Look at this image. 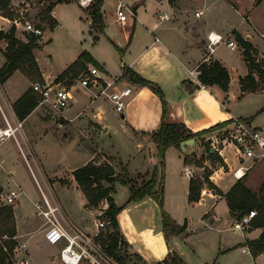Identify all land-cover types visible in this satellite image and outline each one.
Segmentation results:
<instances>
[{
	"label": "crops",
	"instance_id": "crops-1",
	"mask_svg": "<svg viewBox=\"0 0 264 264\" xmlns=\"http://www.w3.org/2000/svg\"><path fill=\"white\" fill-rule=\"evenodd\" d=\"M19 1L12 0L13 4ZM26 1L31 3L30 0ZM217 1L177 0L175 3H171L169 0H131L129 3H125L123 0H119L117 6L121 2L124 3L135 12V16L130 15L129 19L131 22L128 19L124 24L118 20L115 11L116 17L113 21L117 25H113L114 23L109 19L112 14L110 15V12L105 8V0L103 13L106 26L103 32L94 27L87 8L80 1L57 4L53 8L52 15L57 19L58 24L54 29L45 28L46 34L40 40L43 45L34 50L44 80L53 83L84 51H88L96 60L97 66L107 74L122 75L121 84L131 86L133 93L124 112L119 113L108 99L103 97L95 98L93 93L89 89L82 87L79 82L67 85L64 83L65 78L59 79L60 82H63L62 86H72L70 89L73 99L70 106L60 117L46 115L42 107L38 105L22 120L24 122L22 136L29 149L33 152V143L37 136L31 130V127H28L27 130L25 129V122L31 118L35 122H41L43 126L56 124L67 130L69 129V131L75 130L74 123L77 120L81 119L80 123H83L81 121L87 122L89 120V126L92 125L91 122L97 124L104 133L114 128L119 134L121 133L120 140L123 143L122 149L119 145L116 148H111L112 150L96 146L92 147L90 150L91 154L82 166L91 159H96L100 154L103 159L112 163L117 173L130 175L133 180H142L152 175L154 169L156 167L160 168L161 165L157 143L149 137V133L160 127L163 116L169 122L185 123L192 132L230 121L235 117L250 118L253 116L255 111L264 107L263 103L255 102L252 110L247 112L238 110L235 107V102L247 101L248 96L264 92V85L260 81L258 90L242 94L240 80L249 73V66L245 60L243 48L239 45L235 35L236 32H239L244 38L249 39L262 59L264 57V32L262 31L264 24L259 23V25L256 23L253 15L249 17L243 15L245 18L244 22L247 24L243 31L233 28V25H229L227 31L225 29H209L207 27L208 20L205 16L209 7ZM260 5H264V0ZM63 6H69L71 16H62L61 13H64V11L60 10ZM72 6H78L79 10ZM149 6L152 7L151 11H148ZM234 7L240 10V7ZM254 7L258 8L260 6ZM197 12H200V15H197ZM164 13H167L169 18H162ZM11 28H15L17 37L28 41L31 32L25 31L23 28L14 27L10 22V17L0 14V31L7 33ZM211 31L220 33L225 39L234 40L238 44L236 49H231L227 42H223L219 44L212 55V60L221 62L229 71L231 80L227 92L217 84L205 85L199 79V66L202 62H207L205 57L208 53V34ZM60 33L68 41H73L78 45L72 54L66 53L61 65L57 64L54 71L50 67V71H48L49 65L53 63V57H48L45 48L49 43H46L54 40L55 36ZM6 46V39H0V69L6 61L4 54ZM223 46L230 54L239 50L240 59L247 66L246 73L237 74L235 72L234 59L228 53L227 55L222 54ZM239 56H236V58H239ZM256 56L260 60L258 55ZM45 64H48V66ZM90 64L92 65L93 63L89 62L87 66ZM130 69L161 87L167 104L165 115L163 98L150 86L136 82L133 77L126 73ZM77 78L72 81L77 80ZM13 79L15 81L10 84ZM257 79L259 80L258 76ZM32 82L23 72L16 70L4 83H1L0 127L6 125L4 113L13 114L20 119L14 109V104L32 88ZM234 84L238 88V92L233 99H230V96L232 97V89L230 91V88ZM239 94L240 99L237 98ZM110 104L115 113L120 114L115 117L116 121L112 120L114 123L106 120L108 118L106 115L107 106ZM87 111L92 113L87 116ZM85 117L88 119H85ZM252 120L255 123V118ZM256 125L264 126L261 123ZM190 140L194 143L193 150L183 152L182 146ZM4 144L9 147L12 146L14 151L18 152V156H20V152L17 150H24L23 146L21 149L14 138L0 142V148ZM172 150L178 151L180 161L177 168L173 169L174 171L171 170L166 173L168 170L167 158L173 157ZM202 154V145L195 138L185 140L180 147L171 146L166 151L164 207L178 223H187L186 231L171 236L170 240H167L163 231L159 203L149 195L143 198L131 199V183L117 181L114 184L115 192L113 197L115 203L121 207L117 219L122 239L127 245L128 256L125 262L159 264L167 257L170 251L174 250L188 264H251L253 262L264 264V251L257 256L245 251V249L250 248L246 241L258 238L263 228L250 225L244 233L235 231L232 228L236 218L232 215L224 194L240 180L233 174V171L240 163L235 148L232 146L225 148L224 156L222 157L224 164L218 161L216 164H219L214 168H212L211 160L207 157L199 165L195 162L193 163L188 156L201 158ZM6 156V153H0V168L6 162ZM103 159L99 158V161ZM190 163L200 168H210L212 171L210 179L224 194L216 192L208 195L205 193L201 194L198 200L191 201L189 198L191 176L187 173L188 170L193 169V165ZM79 167L81 166L72 168L68 184L63 185H73L82 191L73 175V171ZM29 168L32 173L30 166ZM37 169L48 179L55 180V176L62 178L61 174L49 175L42 163H40V166L38 165ZM10 174L15 175L14 170L11 169ZM222 181H227V184H223ZM57 182L53 181V183ZM259 183L260 181L257 186ZM105 185L108 186L110 184L105 183ZM16 186L22 187L18 183H16ZM248 187L251 188L252 186ZM23 189L24 193L21 197H29L34 203L36 199H33L24 187ZM1 190H4L2 186H0ZM82 194L83 199L78 204L76 211L68 212L63 207L68 223L79 228H81L79 225H84L85 223L82 220L84 215H90L93 219L99 215V209L94 206H87V197L83 191ZM102 204V210L109 207V203L106 200H103ZM13 208L17 223L16 240L27 244L31 263L62 264L59 257L61 245H54L46 240L43 223H38L35 221L36 219L28 217L27 221L21 224L18 220L16 206L14 205ZM96 230L94 224V230L89 233H94ZM38 247H42L41 256H33L31 253L32 248L38 249ZM124 254H126L125 251ZM82 264L89 263L83 262Z\"/></svg>",
	"mask_w": 264,
	"mask_h": 264
},
{
	"label": "trees",
	"instance_id": "trees-1",
	"mask_svg": "<svg viewBox=\"0 0 264 264\" xmlns=\"http://www.w3.org/2000/svg\"><path fill=\"white\" fill-rule=\"evenodd\" d=\"M40 1H42L43 7L39 13L40 22L38 23V26L54 29L57 26L58 21L52 15L53 8L59 3H70L80 0ZM169 1L175 3L177 0ZM104 2L105 0H93L91 5L86 7L93 20L94 27L100 32H103L106 26L103 13ZM15 13V7L12 0H0L1 15L13 17ZM236 37L239 45L243 48V54L249 66V73L240 80L242 94L245 92L256 91L259 88L260 81L264 85V61L258 60L256 56V47L249 39L244 38L239 32H236ZM2 38L6 39L7 46L4 50L6 61L0 69V83H4L16 70L23 72L33 82L44 81L43 73L34 53L36 48L43 45L40 41L42 38L34 35V33H30L28 41H24L17 37L15 28H11L7 33L0 31V39ZM89 62L97 65V62L92 55L88 51H84L65 71H63V73L59 75L57 79L66 78L68 81L74 80L87 68V63ZM199 70V79L203 84H217L225 92L229 90L231 80L230 74L228 69L221 62L217 60L202 62L199 66ZM126 73L133 77L136 82L150 86L163 98L165 115L167 104L161 87L131 69ZM40 98V95L31 88L14 104V109L21 120L28 116L38 106ZM164 117L165 116H163L160 127L149 133L157 143L161 165L160 168L156 167L154 169L151 178L147 182H144L141 185H136L135 180L132 178L117 173L115 167L110 161H99L97 158L91 159L85 165L73 171L75 180L78 182L79 187L87 197V206L98 207L103 200L108 201L109 207L105 210V213L108 214L111 222L108 225V230L102 232L98 237V240L106 247L108 253L114 254L122 261L126 260L128 254L127 249H118L120 242L124 244H126V242L122 239L121 229L117 219L121 207L115 203L113 197V193L115 192L114 184L117 181L131 183V199L143 198L149 195L159 203L162 214L163 231L167 240H170L173 235L185 232L187 229V223H178L164 207L166 151L171 146L180 147L185 140L211 132L232 121H226L201 131L192 132L185 123L169 122L166 121ZM253 118L254 116L250 117V119ZM207 158L213 163L219 161L224 164V159L217 152L209 151V156ZM211 172L210 168H206L204 175L191 177L189 192V198L191 201H196L200 198L202 188L206 182L209 183L212 188H215L217 192L224 194V192L210 179ZM105 183H109L110 185L107 186ZM224 195L231 209L232 215L236 219L249 213L251 210L256 211V215L251 220V226L261 227L263 228V231L258 238L247 240L246 244L250 247L253 256L259 255L264 251V196L258 197L242 179L238 180ZM5 234L10 238L0 240V264H13V250L17 243L16 239H14V236L17 234L16 217L12 206L0 205V237ZM124 251L126 254H124ZM159 264L188 263L178 252L172 250Z\"/></svg>",
	"mask_w": 264,
	"mask_h": 264
},
{
	"label": "rangeland",
	"instance_id": "rangeland-1",
	"mask_svg": "<svg viewBox=\"0 0 264 264\" xmlns=\"http://www.w3.org/2000/svg\"><path fill=\"white\" fill-rule=\"evenodd\" d=\"M123 1L125 3H129L131 0H123ZM262 1L263 0H218L216 3L212 4L207 11V14L205 16V18L208 20L207 27L209 29L216 28L219 30L225 29L227 31L228 26L233 25V28H237L243 31L247 27V24H245L244 22L245 21L244 16L249 17L250 15L254 16V18L256 19V23L264 24V5L262 6L260 5ZM30 2L31 3L29 5L28 13L36 22H40L39 13L41 8L43 7V3L40 0H30ZM118 2L119 0H106L105 8L107 9L108 12H110V15L112 14L109 19L111 22L114 23L113 25H117V23L113 20H115L116 17L115 11ZM232 4L236 7H240V10L235 8ZM253 6H260V7L253 8ZM72 7L79 10L78 6H72ZM69 10H70L69 6H63L60 11H64V13L66 14L61 13L62 16H71ZM151 10L152 7L149 6L148 11ZM129 22H131L130 19ZM262 31L264 32V29ZM51 42L53 43L51 44ZM46 44H48V46L46 45L45 48L48 57H53V63L49 65L48 71H50V67L54 71L57 64L61 65L66 53L72 54L73 50L78 45L73 41H68V39L65 38V36L62 33L56 35L54 40L52 41L50 40ZM222 49H223L221 50L222 54L224 55H227V53L230 54V52H228V50L225 49V46H223ZM230 55L234 59L233 62L236 68L235 72L237 74L246 73L247 66L244 63V61L240 59L239 50L231 52ZM257 55L259 57V54ZM236 56H239V58H236ZM260 60L264 61V57H262V59L260 58ZM0 61H1V56H0ZM45 65L48 66V64ZM14 81H15L14 79L11 80L10 84H12ZM66 81L67 79L65 78L64 83H66L67 85H70L71 83L75 84L78 82V80L68 81L69 83ZM61 82L59 81V79L56 78L53 83L58 85H63V82L62 83ZM68 87L71 88L72 86H68ZM0 88H1V83H0ZM231 89H232V97L230 96V99H233L238 92V88H236V85L234 84L232 85V88H230V91ZM237 98L240 99V94L237 95ZM0 99H1V93H0ZM255 102L259 104L263 103L264 106V92H259L248 96L247 101L241 103L235 102V107L238 110H242V111L245 110L249 112L252 110L253 108L252 106L255 104ZM262 108L264 107H261V109L255 111L253 116L255 118L256 124L261 123L262 125H264V109ZM107 110L108 111L106 115L108 116V118L106 120L116 121L115 117L119 116L120 114L118 115L116 114L117 112L115 113V110L113 109L111 104L107 106ZM86 113L88 116V114L92 112L87 111ZM86 118L87 117H85V119ZM80 120L81 119L77 120L74 123L75 130L73 129L69 131V129L67 130L56 124H49L47 126H43L41 122H35L33 118L29 119L27 122H25V129L27 130L28 127H31V130L34 132V134H37L35 141L33 143V147H34L33 152L31 151V149H29V147L25 143L22 136V132L19 133V138L24 148V151L27 154L30 163L32 164L31 166L33 167L34 171L37 173L39 179L43 183V186L52 197H55L60 201L62 206L65 207V209L68 212L76 211L79 206L78 204H80L83 199L82 191L76 188V186L63 185L66 183L68 184V180L71 174L70 171L72 170V168H74L75 166H82V164L91 154L90 150L92 149V147L96 146V147L111 149L113 147L116 148L119 145L120 148L122 149V143H123L122 140H120L121 133L119 134V132L116 131L114 128L104 133L99 127V125L91 122L92 125L89 126L90 123L89 120H87V122L81 121L83 123H80ZM228 125L229 123L224 124L222 127H219L211 132H207L202 135L192 137L195 138L200 145H202L203 154L201 158H198V156L192 158L191 155H188L189 159L193 161V163L195 162L196 164L201 165L202 161L204 162V158L207 157L206 156V150L208 148L207 137L211 135V133H217L218 131L224 129ZM149 137L154 141L151 135ZM186 144L182 146L183 152L193 150L194 143L192 140L186 142ZM17 151L20 152V156H18L17 154L18 152H15L12 146L9 147L7 144H4L0 148V153H6L7 155L6 162L3 164V167L0 168V186L3 187L5 192H7L11 188H15L16 183H18L26 189V191L30 194V196L33 199H38L40 198L41 193L34 180L33 174L31 173L28 162L26 161L23 152L20 149H18ZM172 151H173V157L167 158L168 170L166 173L170 172L173 169L175 170L178 166V162L180 161L179 158L180 154H178V151L177 150H172ZM99 155L97 159L99 158L103 159V156L101 155L99 156ZM102 161H106V160L103 159ZM40 163L43 164L44 168L46 169L49 175L61 174L62 178L55 176V180L48 179L46 176L42 174V172L40 173V171L37 169L38 165L40 166ZM193 163H190L191 165H193L192 166L193 174L195 176L204 175L206 168L203 167L200 168ZM211 164H212V168L217 167L218 165L216 163H213L212 161ZM11 169L14 170L15 175L10 174ZM124 175L131 177L130 175L127 174ZM150 178L151 175H149V177H145L142 180L137 179L135 180V183L136 185H141L142 183L147 182ZM63 179L65 182L63 181ZM242 180L246 185L250 187L252 186L251 187L252 190L256 193L258 197L264 196V160L258 162L246 174V176L243 177ZM53 181L54 182L58 181V182L53 183ZM259 181L260 183L257 186ZM222 182L223 184H227V181L226 182L222 181ZM117 188L119 187L117 186ZM202 191L206 192V194L208 195H212L217 192V190L215 188H212L207 182L204 184ZM120 194H121V190H120ZM0 204L12 206V207L15 205L18 214V220L21 222V224L27 221L28 217L36 219L35 221H37L38 223L44 222V220L37 215L36 207L33 201L29 197L22 196L15 202V204L12 205L5 204L3 201H0ZM102 205L103 204L101 202L97 207L99 209V214L102 212ZM94 219L90 215H84V217H82V220H84L85 223L84 225H79V226L83 228V230H85L86 232L93 231ZM43 226L45 228L44 223ZM107 230L108 229L103 230V232ZM45 235H46V231H45ZM126 247H127L126 244L120 242V246L118 247V249L120 248L122 250H126L127 249ZM31 253L33 254V256L40 257L41 256L40 254L42 253V247H38V249L32 248ZM62 264L64 263L62 262Z\"/></svg>",
	"mask_w": 264,
	"mask_h": 264
},
{
	"label": "built area",
	"instance_id": "built-area-1",
	"mask_svg": "<svg viewBox=\"0 0 264 264\" xmlns=\"http://www.w3.org/2000/svg\"><path fill=\"white\" fill-rule=\"evenodd\" d=\"M92 1L80 0V3L84 7H88ZM13 5L16 13L13 17H10L12 25L44 38L46 34L45 28L38 26L39 22H36L28 13L30 3L26 0H20ZM116 14L118 20L124 24L130 18V15L135 16V12L122 2L117 6ZM197 15H200V12H197ZM162 18H169V15L164 13ZM223 42H227L231 49L238 47V44L234 40H227L220 33L211 31L208 34V53L205 61L210 62L212 60L213 53L219 44ZM121 79L122 75H109L99 66L93 64L87 66L77 78L80 85L89 89L95 98L103 97L108 99L117 112L123 113L133 93V88L122 85ZM32 88L40 95L41 98L38 105L42 107L46 115L62 116L73 99L72 91L67 86L47 81H35L32 83ZM4 118L6 125L0 127V142L14 138L22 149L19 133L23 131L24 122L13 114L8 115L4 113ZM207 143V157L212 148L221 157L224 156V150L228 146L235 148L240 162L238 167L233 171L237 179H243L258 162L264 160V126L256 125L250 118H233L227 127L217 133H211L207 137ZM22 152L32 169L34 180L41 193L40 198L34 202L37 215L44 220L45 236L48 242L54 245H61L59 253L61 261L64 264H82L83 262L90 264H133L130 261H122L114 254L108 253L106 247L98 240L103 230H106L111 222L110 217L105 213L106 209H103L95 217L94 224L97 230L94 233H89L78 226L70 225L66 220L62 204L45 189L37 173L31 166L32 164L27 154L23 149ZM187 173L191 177L195 176L192 170H188ZM23 193L24 189L21 186L11 188L7 192L1 190L0 201L8 205L15 204ZM204 193L206 192L201 191V194ZM255 215L256 211L251 210L249 213L236 219L232 228L235 231L244 233L247 227L251 225V220ZM8 238L10 237L5 234L0 237V240ZM14 239H16V236H14ZM245 251L250 253L251 249H245ZM13 261V264H32L29 248L26 243L17 241L13 250ZM251 264L257 263L253 262Z\"/></svg>",
	"mask_w": 264,
	"mask_h": 264
},
{
	"label": "water",
	"instance_id": "water-1",
	"mask_svg": "<svg viewBox=\"0 0 264 264\" xmlns=\"http://www.w3.org/2000/svg\"><path fill=\"white\" fill-rule=\"evenodd\" d=\"M159 1H164V0H159ZM211 152H214V149L213 148L211 149Z\"/></svg>",
	"mask_w": 264,
	"mask_h": 264
}]
</instances>
